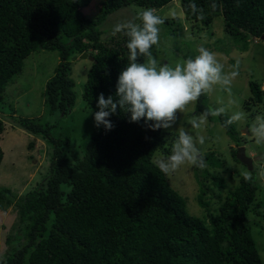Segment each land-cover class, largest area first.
I'll return each mask as SVG.
<instances>
[{
    "label": "trees",
    "instance_id": "1",
    "mask_svg": "<svg viewBox=\"0 0 264 264\" xmlns=\"http://www.w3.org/2000/svg\"><path fill=\"white\" fill-rule=\"evenodd\" d=\"M92 1L0 0V104L25 59L37 50L54 51L59 63L46 83L44 103L50 114L66 116L75 102L72 63L87 53L94 62L82 98L96 113L101 93L105 98L115 95L129 56L127 36L123 31L109 34L105 22L130 6L154 11L173 0H104L97 18L89 19L84 11ZM178 1L187 19L205 28L220 16L224 33L244 51L250 41H264V0ZM249 88L250 97L243 103L247 112L264 105L261 85L250 82ZM206 102V94L196 100L198 113L209 111ZM129 116L118 107L108 118L114 127L105 130L101 125L81 154L52 135L55 126L16 119L50 143L52 152L48 173L35 188L20 196L0 188V210L11 207L16 216L0 264H263L252 236V227L264 219V189L256 172L243 174L222 196L216 193L225 188L222 175L196 165L197 202L205 210L212 201L217 207L207 222L190 216L186 200L153 160L157 152L165 159L171 154L162 129L152 131L143 120L129 122ZM217 120L234 141L228 119L220 114ZM3 132L0 119V136ZM237 141L230 154L239 163L236 149L245 143ZM210 155H202L203 162ZM213 158L211 166L227 173L228 167ZM2 160L0 147V165ZM203 172L214 182L212 188L207 177L201 178Z\"/></svg>",
    "mask_w": 264,
    "mask_h": 264
},
{
    "label": "rangeland",
    "instance_id": "2",
    "mask_svg": "<svg viewBox=\"0 0 264 264\" xmlns=\"http://www.w3.org/2000/svg\"><path fill=\"white\" fill-rule=\"evenodd\" d=\"M102 1L104 0H93L85 9L84 13L89 19L97 18ZM142 10L144 9L130 6L111 15L112 20L105 22L108 33L118 35V33L114 34L115 26L133 20ZM154 13L161 17L163 24L159 26V44L153 46L152 53L162 63L175 64L182 59L194 58L198 54L197 49L203 47L215 53L216 58L224 65L225 72L238 71L239 74L233 80L230 92L214 86L212 91L206 93V106L209 111L224 108L222 115L227 119L236 112L244 114L241 120L233 122L231 126L235 131V140L238 139L240 143L243 141L246 155L254 159L253 170L264 189V143L258 144L252 133L257 118L264 119V105L251 107L250 112L243 108V103L250 97V82L258 83L264 90V41H250L247 50L244 51L242 44L236 46L232 38L224 33L220 16L214 18L209 28H205L187 19L178 0L154 10ZM58 63L57 52L37 50L25 59L22 72L14 76L4 89L3 102L0 104V119L4 123V132L0 136V147L3 151L0 188L9 189L14 195H24L43 181L48 173L52 152L50 143L41 136L33 135L23 129L18 125L17 118L34 119L43 125L55 126L51 131L52 135L67 142L78 154L86 148L91 136L100 130V126H95V113L87 108L82 98L91 62L82 60L80 56L72 63L71 78L75 94L72 110L66 116L48 112L44 103L45 86L54 76ZM195 106L196 101L190 103L183 113H178L177 124L194 135L205 137V143L198 145L201 154L213 155L209 156L210 160L203 162L204 167L208 171L214 170L213 174L219 172L222 175L225 188L216 189V193L218 191L225 196L238 185L239 178L243 174H250L253 170L249 171L244 165L232 159L230 147L235 145V140L233 141L221 127L217 120L218 116L207 118V123L198 130L191 129L187 121L193 115L200 114ZM162 132L165 134L166 147L170 148L177 135V129L174 126L173 129H162ZM32 143L33 146L29 147ZM213 157L219 158L228 167L227 173L224 172V168L221 170L216 165L211 166L210 161L214 160ZM164 159L158 152L153 158L155 163ZM214 166L215 168H212ZM195 169L196 165L185 164L175 172L166 174V178L169 186L186 200V213L207 222L208 215L214 214L217 205L212 201L206 211L198 204L197 194L200 187L194 176ZM203 177H207L206 185L212 188L214 182L211 178L205 172L201 174V178ZM15 221L16 216L14 211H11V207L5 211L0 210V258L6 251L5 239L15 228ZM262 228H264V219L261 223L256 222L255 227H252V236L264 264V229Z\"/></svg>",
    "mask_w": 264,
    "mask_h": 264
},
{
    "label": "clouds",
    "instance_id": "3",
    "mask_svg": "<svg viewBox=\"0 0 264 264\" xmlns=\"http://www.w3.org/2000/svg\"><path fill=\"white\" fill-rule=\"evenodd\" d=\"M162 24L160 16L151 9H145L133 20L115 26L114 34L123 31L128 38V63L118 75L115 95L105 98L101 93L98 96L99 111L94 114V121L95 126L103 125L105 130H111L114 126L108 118L119 107L130 114L129 122L143 120L144 126L152 131L169 130L175 126L177 135L172 141L171 154L156 161L162 172L170 174L185 164L203 167L198 145L205 143V137L178 126L177 114L183 113L190 103L212 91L214 86L230 92L239 73L237 70L225 72L215 53L203 47L197 49L198 54L194 58L182 59L175 64L162 63L152 53L153 46L159 44V26ZM139 57L146 59L139 62ZM224 111L221 107L193 115L187 124L198 130L207 123L209 115L218 116ZM243 117V113L236 112L225 124L230 125ZM252 133L258 144L264 143V119L257 118Z\"/></svg>",
    "mask_w": 264,
    "mask_h": 264
},
{
    "label": "water",
    "instance_id": "4",
    "mask_svg": "<svg viewBox=\"0 0 264 264\" xmlns=\"http://www.w3.org/2000/svg\"><path fill=\"white\" fill-rule=\"evenodd\" d=\"M264 39V38H263ZM80 58L83 60H88L90 62H94V58L92 56H89L87 53H83ZM246 132V131H245ZM236 160L241 163L242 165H244L249 171L253 170V161L254 159L251 157H248L245 153V147L243 146H239L236 149Z\"/></svg>",
    "mask_w": 264,
    "mask_h": 264
}]
</instances>
